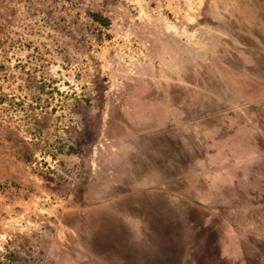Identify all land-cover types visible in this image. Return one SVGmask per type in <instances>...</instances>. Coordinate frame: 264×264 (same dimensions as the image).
<instances>
[{
  "label": "rangeland",
  "instance_id": "1",
  "mask_svg": "<svg viewBox=\"0 0 264 264\" xmlns=\"http://www.w3.org/2000/svg\"><path fill=\"white\" fill-rule=\"evenodd\" d=\"M260 105L264 0H0V264H264Z\"/></svg>",
  "mask_w": 264,
  "mask_h": 264
},
{
  "label": "crops",
  "instance_id": "2",
  "mask_svg": "<svg viewBox=\"0 0 264 264\" xmlns=\"http://www.w3.org/2000/svg\"><path fill=\"white\" fill-rule=\"evenodd\" d=\"M262 105H263V104H262ZM240 107H243V106H240ZM250 107H252V106L250 105ZM260 107H264V106H261V105H260ZM243 108L245 109V107H243ZM248 108H249V106H246V109H248ZM241 109H242V108H240V111H241ZM241 114L243 115L242 112L240 113V115H241ZM248 122L251 123V124H254V123H255L254 120H252V119H251V120L248 119ZM245 123H246V125H247V119H246V122H245ZM256 128H257V127H256ZM256 156H257V155H256ZM246 158L248 159V157H245L244 159H246ZM259 169H261V171L258 172L257 170H259ZM262 169H263L262 167H261V168H257L256 171H255L256 175H260V176L263 177V175H264V169H263V170H262Z\"/></svg>",
  "mask_w": 264,
  "mask_h": 264
},
{
  "label": "trees",
  "instance_id": "3",
  "mask_svg": "<svg viewBox=\"0 0 264 264\" xmlns=\"http://www.w3.org/2000/svg\"><path fill=\"white\" fill-rule=\"evenodd\" d=\"M92 18L95 22L99 23V24H105V22L102 21L101 17H99V15L94 14L92 15ZM106 25V24H105Z\"/></svg>",
  "mask_w": 264,
  "mask_h": 264
}]
</instances>
